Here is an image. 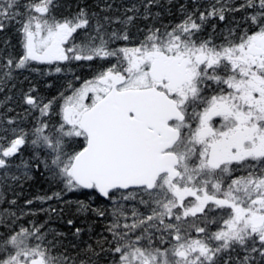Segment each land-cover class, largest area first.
<instances>
[{
	"label": "snow or ice",
	"instance_id": "obj_1",
	"mask_svg": "<svg viewBox=\"0 0 264 264\" xmlns=\"http://www.w3.org/2000/svg\"><path fill=\"white\" fill-rule=\"evenodd\" d=\"M54 6L53 0H0V32L19 25L23 49L18 59L0 62V81L30 61L116 62L65 98L58 125L43 119L51 101L32 96L35 89L25 93L27 111L39 116L30 141L22 129L19 135L13 129L10 140L0 136L8 140L0 144V169L30 143L38 163L68 191L111 200L109 247L89 250L96 257L110 252L112 264H233L231 253L238 251L244 255L235 264H264V0H216L199 22L189 14L171 31L150 28L138 46L118 48L110 45L129 35L109 36L99 21L86 43H72L74 33L90 26L87 13L58 20ZM226 12L244 13L248 27L238 39L231 29L222 44L197 38L210 17L223 21ZM235 171L246 174L232 178ZM117 193L125 201L139 197L145 213L133 209L128 224ZM216 210L219 221L209 218ZM208 224L219 226L210 231ZM168 237L175 241L169 247L154 244ZM45 241L39 227L13 228L0 239V264H76L54 255L55 244Z\"/></svg>",
	"mask_w": 264,
	"mask_h": 264
},
{
	"label": "trees",
	"instance_id": "obj_2",
	"mask_svg": "<svg viewBox=\"0 0 264 264\" xmlns=\"http://www.w3.org/2000/svg\"><path fill=\"white\" fill-rule=\"evenodd\" d=\"M25 2L26 0H21L22 4ZM226 2L239 4L242 0ZM53 3L55 6L51 15L58 20L75 17L80 9L87 13L90 26L79 29L74 34L72 43H86L90 35H95V25L99 21L104 24L109 36L113 31L129 35L128 41L116 40L110 45L118 48L138 46L150 28L159 29L161 33L166 29L171 31L189 14H194L199 22V13L210 10V5L215 4L216 0H153L151 4L149 0H53ZM146 4L149 5L147 10ZM133 6L136 11H127ZM128 15L135 16V19L130 24H125L122 21ZM225 16L223 21L218 16L210 17L197 38H211L218 44L229 35L230 29L236 33L232 38H239L248 27L244 21V13L226 12ZM104 17L109 20L105 21ZM21 55V36L17 25L13 23L0 32V62L9 56L18 59ZM107 60L68 61L63 65L33 63L24 69L15 70L11 79L0 81V136L10 140L13 138V129H16V135L21 134L22 129L29 133L28 140H31L30 133L39 113L27 111L29 106L23 101L24 94L29 93L30 89H35L30 94L43 103L52 102L49 114L43 119L50 126L58 125L61 122L60 110L64 99L78 87L81 80L93 79L114 63V58ZM57 66L62 69L59 73L55 71ZM9 119L14 123L8 124ZM8 140H0V144L7 145ZM9 159V166L0 169V239L13 228L18 231L20 227L31 229L35 226L46 234L45 242L52 241L55 244L54 255H66L75 259L77 264L81 261L88 264L90 258L98 261V264H112L113 255L110 252H102L96 257L89 249L101 252V244L104 248L109 247L104 241L110 236L108 227L113 221V202L100 198L91 190L68 191L43 164L38 163L30 143L23 146L17 156ZM21 161L28 163L29 167L24 168ZM117 203L128 209L134 208L131 205L137 206L135 199L133 202L125 201L119 195ZM137 212L145 213L143 208ZM69 221L72 223L69 224ZM126 222L131 224L133 219L129 217ZM140 231L141 229H137L136 234ZM160 247H167V244H160ZM237 255L243 257L244 253L240 251L232 257L236 258Z\"/></svg>",
	"mask_w": 264,
	"mask_h": 264
},
{
	"label": "flooded vegetation",
	"instance_id": "obj_3",
	"mask_svg": "<svg viewBox=\"0 0 264 264\" xmlns=\"http://www.w3.org/2000/svg\"><path fill=\"white\" fill-rule=\"evenodd\" d=\"M75 34V33H74ZM74 34H73V38H74ZM73 38H72V40H71V42L73 41ZM235 39H238V38H235ZM222 43H225V40H220L219 42H218V44H222ZM68 45H65V47H67ZM66 61H63V62H59V61H57V62H53L52 63V65L53 64H55V65H61V64H64ZM89 80H92V78L91 79H88V80H81V82L79 83V85L80 84H83V83H85L86 81H89ZM78 85V86H79ZM78 88H76L75 90H77ZM85 103H91V100H90V98L88 99V100H85ZM246 173L245 172H243V171H235V172H233V174H232V178H236V177H239V176H241V175H245ZM228 183H230V179L229 178H225V184H224V188H227V184ZM87 191H90V190H87ZM117 195H119L118 193H117ZM99 196V195H98ZM101 198V197H100ZM104 200H108V199H104ZM222 210H216V212L215 213H210L209 214V218L211 219V218H213V217H215L218 221H219V213L221 212ZM199 215V214H198ZM111 218L113 219V215L111 216ZM192 218H189L188 220H191ZM125 221H121V223L123 224ZM222 223V222H221ZM219 225L218 224H208L207 225V227L210 229V228H216V227H218ZM110 236H109V238L107 239V240H111V234H110V232L108 233ZM198 234L194 231V230H191V236L192 237H196ZM200 235H203V234H200ZM157 236H159V234H157ZM158 242H159V244H158ZM175 243V241L174 240H171V238L170 237H168V238H166V241L165 242H162L160 239H155V245L156 246H160V244L162 245V246H164V245H166L167 244V247H169L170 246V244H174Z\"/></svg>",
	"mask_w": 264,
	"mask_h": 264
},
{
	"label": "rangeland",
	"instance_id": "obj_4",
	"mask_svg": "<svg viewBox=\"0 0 264 264\" xmlns=\"http://www.w3.org/2000/svg\"><path fill=\"white\" fill-rule=\"evenodd\" d=\"M21 10H22V8H21ZM15 24V23H14ZM15 25H17V24H15ZM19 28V25H17V29ZM21 49H22V46H21ZM22 53H23V49H22ZM107 60V59H106ZM108 60H110V59H108ZM107 60V61H108ZM116 61H115V59H114V63H115ZM33 63H38V62H35V61H30L29 63H28V65H31V64H33ZM39 64H45V63H39ZM85 83H83V84H80L77 88L79 89V88H81L83 85H84ZM75 91V90H74ZM73 91V92H74ZM73 92L69 95V96H71L72 94H73ZM91 96V93H89V97ZM86 100H88V99H86ZM64 103H65V99H64V102H62V104H61V108H62V106L64 105ZM60 112H61V110H60ZM189 199H191V198H189ZM133 200L134 199H130V201L131 202H133ZM136 202H137V206L136 205H131V206H134V208H130V209H128L127 207H124L125 208V213H127L128 215V218L130 217L131 219H134L133 217H132V211H133V209H136V210H139L140 208H143V210H144V212H145V208H144V206L143 205H141V204H139V197H137L136 199ZM130 204H132V203H130ZM127 211V212H126ZM189 218H191V217H189ZM188 218V219H189ZM128 223V222H127ZM210 231H216L217 230V227L216 228H210L209 229ZM136 234V233H135ZM146 241H143V243H145ZM146 244V243H145ZM239 252L240 251H238V252H232L231 253V255H234V254H239ZM234 258L235 257H233V260H234ZM77 264V263H76ZM85 264H87V262L85 261Z\"/></svg>",
	"mask_w": 264,
	"mask_h": 264
},
{
	"label": "water",
	"instance_id": "obj_5",
	"mask_svg": "<svg viewBox=\"0 0 264 264\" xmlns=\"http://www.w3.org/2000/svg\"><path fill=\"white\" fill-rule=\"evenodd\" d=\"M102 198H104V197H102Z\"/></svg>",
	"mask_w": 264,
	"mask_h": 264
}]
</instances>
